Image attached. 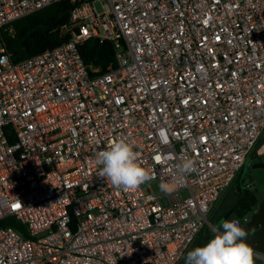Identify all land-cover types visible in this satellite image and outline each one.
Returning <instances> with one entry per match:
<instances>
[{"label": "built area", "instance_id": "2783aa9c", "mask_svg": "<svg viewBox=\"0 0 264 264\" xmlns=\"http://www.w3.org/2000/svg\"><path fill=\"white\" fill-rule=\"evenodd\" d=\"M59 1L0 0V34ZM70 22L17 63L0 37V264H183L264 131V0H79ZM88 39L114 67L90 74ZM118 137L152 173L137 188L95 163Z\"/></svg>", "mask_w": 264, "mask_h": 264}, {"label": "trees", "instance_id": "16d2710c", "mask_svg": "<svg viewBox=\"0 0 264 264\" xmlns=\"http://www.w3.org/2000/svg\"><path fill=\"white\" fill-rule=\"evenodd\" d=\"M78 3L79 0L75 2L70 0L59 1L5 26L1 30L0 37L1 42L4 44L8 54L10 55L11 61L14 63L20 62L46 50L58 47L69 41L71 38V32L65 30V27L70 25L71 10ZM78 49L83 62L87 66L98 69L97 72H90L91 75L104 73L111 67H114L115 49L111 42L104 41L100 43L97 39H88L79 45ZM263 134L264 131L255 144L254 150L248 156L247 160L254 157L252 154L256 153L258 145L263 143V139L261 138ZM243 167L237 172L232 180V182L237 180V191L233 192L235 199L229 205L228 209L222 211L220 215L214 218L210 215L211 212L209 213L213 220V227L215 228L220 227L221 222L227 220L230 214L238 211L241 216V220L239 221L240 224H242L244 219L248 218L249 215L256 210V206L259 203V200L256 198V193L261 194L262 192L259 189L254 191L253 189L245 188V185H243V177L240 175L242 174L241 172ZM248 212L249 215L244 217ZM209 215L207 220L210 218ZM1 224L4 226H13L21 231L25 236H27L24 226L16 221L14 217H9L3 220ZM206 229L207 228L205 226L197 235L192 244L193 246H203V231ZM189 251L190 249L187 251V253ZM187 253L182 260L183 264H185ZM255 264H258V262Z\"/></svg>", "mask_w": 264, "mask_h": 264}, {"label": "clouds", "instance_id": "9594fccd", "mask_svg": "<svg viewBox=\"0 0 264 264\" xmlns=\"http://www.w3.org/2000/svg\"><path fill=\"white\" fill-rule=\"evenodd\" d=\"M134 147L126 137H118L106 150L95 154L100 175L117 188L130 190L152 179L150 169L138 162ZM193 166L191 159L180 164L183 171H190ZM160 187L165 193L173 190L169 183H161ZM246 235L239 220H224L213 238L187 253L185 264H254L253 249L243 239Z\"/></svg>", "mask_w": 264, "mask_h": 264}, {"label": "rangeland", "instance_id": "374dc122", "mask_svg": "<svg viewBox=\"0 0 264 264\" xmlns=\"http://www.w3.org/2000/svg\"><path fill=\"white\" fill-rule=\"evenodd\" d=\"M96 8L98 11L101 10V6L100 3L97 2L96 3ZM263 140L262 144L258 145L257 148V152L253 153L252 156H254L252 159V161H256L257 162H262L264 163V134L261 137ZM260 155V156H258ZM242 174H240L243 177V181L245 185L246 183H249L250 185L252 184L253 186V190H257L259 189L263 194L264 193V168H252V166H244L242 169ZM236 184H237V180H234L232 183L229 184V186L226 188V190L222 193L220 199L218 200V202L216 203V205L213 207L210 215L214 218L217 217L218 215H220V213L226 209H228L229 205L233 202V200L235 199V196L233 194V192L237 191L236 188ZM151 189L153 190V192H158L159 188L158 185L153 182L151 183ZM258 194V193H256ZM257 208V206H256ZM209 215V220L208 224L206 225V230L203 231V239L204 241L202 242L203 245H205L211 238H213V236L216 234V230L217 228L213 227V220L211 218V216ZM249 212L244 216H248ZM241 220V216L239 211L235 212L233 214H230L229 218L227 220ZM222 230V228H221ZM196 246H193L190 248V251L193 250ZM254 264L256 262H259V259H257L256 257H254ZM264 261V258H263Z\"/></svg>", "mask_w": 264, "mask_h": 264}, {"label": "water", "instance_id": "95a60500", "mask_svg": "<svg viewBox=\"0 0 264 264\" xmlns=\"http://www.w3.org/2000/svg\"><path fill=\"white\" fill-rule=\"evenodd\" d=\"M261 167H264V163L252 165V168ZM256 198L259 200L256 210L240 226L247 234L243 238L244 241L252 247L254 253H258L264 258V193L256 194Z\"/></svg>", "mask_w": 264, "mask_h": 264}, {"label": "flooded vegetation", "instance_id": "af4514ba", "mask_svg": "<svg viewBox=\"0 0 264 264\" xmlns=\"http://www.w3.org/2000/svg\"><path fill=\"white\" fill-rule=\"evenodd\" d=\"M255 163H262V162H257V160L256 161H252V159H249V160L246 161L244 166L249 167V166H252ZM261 168L263 169L264 167H261Z\"/></svg>", "mask_w": 264, "mask_h": 264}, {"label": "crops", "instance_id": "0c3cea01", "mask_svg": "<svg viewBox=\"0 0 264 264\" xmlns=\"http://www.w3.org/2000/svg\"><path fill=\"white\" fill-rule=\"evenodd\" d=\"M254 257H256L257 259H259L258 264H264L263 257L261 255H259L258 253H254Z\"/></svg>", "mask_w": 264, "mask_h": 264}, {"label": "snow or ice", "instance_id": "6c2138e0", "mask_svg": "<svg viewBox=\"0 0 264 264\" xmlns=\"http://www.w3.org/2000/svg\"><path fill=\"white\" fill-rule=\"evenodd\" d=\"M20 205L19 204H16V205H14L13 207L14 208H18Z\"/></svg>", "mask_w": 264, "mask_h": 264}]
</instances>
